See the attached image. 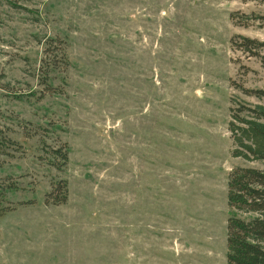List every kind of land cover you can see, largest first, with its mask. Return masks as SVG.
Returning a JSON list of instances; mask_svg holds the SVG:
<instances>
[{
  "label": "rangeland",
  "instance_id": "rangeland-1",
  "mask_svg": "<svg viewBox=\"0 0 264 264\" xmlns=\"http://www.w3.org/2000/svg\"><path fill=\"white\" fill-rule=\"evenodd\" d=\"M237 35L264 44V0H0V264H226L229 110L264 90Z\"/></svg>",
  "mask_w": 264,
  "mask_h": 264
},
{
  "label": "trees",
  "instance_id": "trees-1",
  "mask_svg": "<svg viewBox=\"0 0 264 264\" xmlns=\"http://www.w3.org/2000/svg\"><path fill=\"white\" fill-rule=\"evenodd\" d=\"M59 42L49 39L45 43L38 69L40 84L49 93L55 91L51 75L60 69L66 71L69 66L65 47H53L54 44L61 45ZM231 46L247 57H257L258 50L264 44L237 35L231 40ZM236 89L257 103L235 98L229 110L227 130L232 141L231 157L242 160L245 165L233 167L227 176V206L232 215L226 225L225 258L226 264H264V90L245 89L242 86ZM12 143L0 131V155L5 154V149ZM51 154L53 161L50 166L62 172L68 162V147L64 144ZM67 186V182L62 179L54 182L45 196V205L65 204ZM15 190L14 185H1L0 202L5 199L7 192Z\"/></svg>",
  "mask_w": 264,
  "mask_h": 264
}]
</instances>
